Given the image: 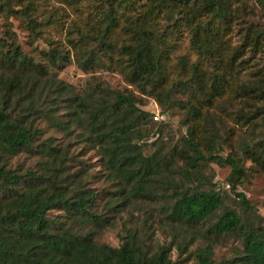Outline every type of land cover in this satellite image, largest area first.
<instances>
[{"label":"trees","instance_id":"obj_1","mask_svg":"<svg viewBox=\"0 0 264 264\" xmlns=\"http://www.w3.org/2000/svg\"><path fill=\"white\" fill-rule=\"evenodd\" d=\"M53 1L88 11L63 41L45 36L65 29L43 0H0L8 22L0 38V264H264L263 218L242 193L231 199L206 174L210 165L228 167L233 192L264 176V134L257 135L264 65L254 59L264 52L257 18L264 0ZM10 19L27 46L45 43L38 50L45 66L21 50ZM184 37L194 56L172 62ZM71 53L91 75L80 93L53 73ZM102 69L122 75L138 96L101 86L92 73ZM142 97L181 112L179 139L152 122ZM225 97L248 132L227 154L213 112ZM84 144L98 170L77 156ZM131 212L143 217L140 225L125 223L117 247L100 243ZM156 225L167 243H153ZM226 239L241 248L217 262L215 247Z\"/></svg>","mask_w":264,"mask_h":264},{"label":"rangeland","instance_id":"obj_2","mask_svg":"<svg viewBox=\"0 0 264 264\" xmlns=\"http://www.w3.org/2000/svg\"><path fill=\"white\" fill-rule=\"evenodd\" d=\"M44 8L54 10L59 16V22L63 25L64 31L61 30L60 32V25L50 27L48 29L47 34L45 35L46 38L53 37L54 39H58L59 41H63L66 28H68L72 22L74 24L82 25L84 24V21L86 20L88 11L83 9L80 10H74L71 7H65L58 5V3L54 2L53 0H43ZM62 7V9H61ZM260 14L258 15L259 21L264 24V12L257 10ZM4 18L0 16V38H3L5 36V32H7V24ZM43 17H39L38 20H43ZM10 24H12V32L16 35L17 43L19 44L21 50L26 53L28 56L33 57L34 59L41 62L44 66L46 65L43 63L44 61L41 59L42 57L39 55L38 50H44L46 48V45L43 41H39L35 47L38 49L33 50V48H30L27 46V35L26 33L20 28V26L14 21L10 19ZM60 32V33H59ZM238 37L232 36L231 44L236 46L238 45L237 42ZM189 45L188 40L186 37L182 40V44L179 47V50L177 53L172 57L173 61L176 62L177 58L182 55L186 54L188 56H194V53L189 51ZM71 53V57H72ZM254 59L259 62L260 67L264 65V52L258 53L255 55ZM250 64L253 63V60ZM53 73H56L58 78L62 81H64L67 84H70L73 86L75 91L81 92L85 86V83L90 81V74H85L81 72L77 66L74 63V59L72 57L71 62L68 63L67 66H65L60 72H57L56 70H53ZM94 74V77H96L100 83L101 86L106 87L109 90H120L123 92H129L132 93L134 96L137 95V90L135 88H131L127 85V83L124 81V78L122 75L118 74L115 71H106V70H97ZM241 77V75H240ZM142 105L140 108L149 114H151V120L152 122L159 123L164 122L166 124V132L170 134V138L172 140L179 139L180 136L184 133V128H179V121L182 117L181 112L176 109V107L166 108L165 112H162V110L159 108L158 104L155 102L154 99L148 98V97H142ZM218 103H220V107L213 110L214 114L217 116V123L219 126H221L222 130H220L221 135L223 134V138L226 139V145H224L225 150L224 154L227 153H235L237 152V148L240 144L241 137L246 138L248 135V132L246 130V127H241L235 123L234 121V110L235 108H230V102L229 99L226 101V97L223 100H219ZM157 118V120H154L153 118ZM47 134H55V137L57 138L56 141H61L63 139V136H60L58 133H54V131H50L49 129L46 130ZM257 135L264 134V120L261 122L260 128L257 130ZM169 139V138H168ZM149 141H152V139H149ZM79 151V147L74 146L72 149L76 150L77 156L79 158L86 161L88 164L94 167V170H98V158L96 157V152L94 151H88L85 147V144L83 145V148ZM24 158L14 159L12 162L19 164L18 161H22ZM27 166V164H26ZM230 169L228 167L219 168L214 165H210L209 168H207L206 174H212L213 175V183L216 184L217 189H221V191L225 192L230 196L231 199L234 198L235 193H242L245 198L248 200V202L255 207L256 213L263 218L264 223V176H256L252 178L249 182L242 183L241 186H239L237 189L233 191H230L228 189V186L225 183V180L229 174ZM98 186H101V184H97ZM132 214V215H130ZM130 214L123 213L120 217L121 220L115 221V225L111 228H108L102 232V234L99 235L98 240L102 244H106L111 247H117L119 245V240L121 236V229L122 226L126 223L128 226H134V225H140V221L143 217L141 215H138L136 212H131ZM132 217V218H131ZM139 218V219H138ZM157 222V220L155 221ZM157 231L156 235L153 237V243L159 244V243H167L169 241L168 236L166 235L164 226H158L156 225ZM240 243L236 239H226L222 242H220L215 247V261H220L221 259H231L234 257L235 253L240 249ZM175 255H173V258ZM187 264H193L192 262H189Z\"/></svg>","mask_w":264,"mask_h":264},{"label":"built area","instance_id":"obj_3","mask_svg":"<svg viewBox=\"0 0 264 264\" xmlns=\"http://www.w3.org/2000/svg\"><path fill=\"white\" fill-rule=\"evenodd\" d=\"M153 119H154V120H157V118H155V117H154Z\"/></svg>","mask_w":264,"mask_h":264}]
</instances>
